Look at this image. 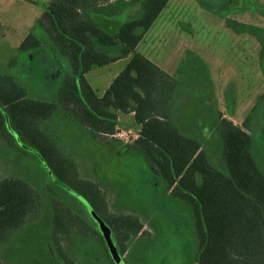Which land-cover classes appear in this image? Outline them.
<instances>
[{"label":"trees","instance_id":"obj_1","mask_svg":"<svg viewBox=\"0 0 264 264\" xmlns=\"http://www.w3.org/2000/svg\"><path fill=\"white\" fill-rule=\"evenodd\" d=\"M168 1L50 0L41 6L44 11L36 24L48 36L52 50L67 58L71 74L63 79L55 100H40L31 98L13 75L0 73V139L8 142L7 121L19 139L36 151L55 181L83 196L113 228L121 254L142 225L134 217L108 211L99 184L82 178L75 161L46 127L58 114L81 124L94 138L121 144L144 156L167 193L191 210L197 242L193 264H264V169L254 153L253 137L259 134L264 144L262 113L257 115L260 129L248 132V123L258 113L264 93L244 120L245 130L217 112L215 129L222 163L215 167L201 140L184 132L175 117L181 83L135 50ZM211 1L209 9L218 13L227 29L254 37L261 44L264 73V29L227 17L234 11L264 17V8L250 0H242L238 9L230 8L237 0H222L223 8H218L223 12H218V2ZM125 6L137 7L139 17L123 22L112 32L102 26L103 19L120 13ZM44 43L41 35L29 32L18 49L33 56ZM101 46L118 47V51L104 53ZM123 58H129L127 64L99 97L85 74ZM192 61L186 54L180 69L185 71ZM131 113L138 127L137 137L123 144L114 137L118 115ZM43 206L35 187L15 177H1L0 244L39 215ZM51 216L52 245L65 261L79 240L100 238L91 224L59 201H54Z\"/></svg>","mask_w":264,"mask_h":264},{"label":"rangeland","instance_id":"obj_2","mask_svg":"<svg viewBox=\"0 0 264 264\" xmlns=\"http://www.w3.org/2000/svg\"><path fill=\"white\" fill-rule=\"evenodd\" d=\"M49 1L0 0V73L13 75L31 98L40 100H55L63 79L71 74L67 58L52 50L48 36L36 24L44 11L41 6ZM215 1V9L223 12L218 8H223L222 0ZM250 1L264 8V0ZM211 3L169 0L135 50L181 83L175 117L184 132L201 140L210 162L220 168L217 112L244 129V120L264 93V73L261 44L254 37L227 29L218 13L209 9ZM242 3L237 0L230 8L238 9ZM139 15L137 7H126L103 19L102 26L116 31ZM227 17L264 29V17L255 12L234 11ZM29 32L41 35L45 42L33 56L18 49ZM117 48L101 46L100 50L116 54ZM186 54L193 61L184 71L180 68ZM128 60L93 67L85 74L99 97ZM259 108L248 123L251 134L260 129V119L264 123V101ZM118 118L116 132L122 135L114 137L130 144L138 127L130 115L119 114ZM5 129L9 136L8 142L0 139V177L7 174L32 185L41 193L44 206L23 229L0 244L1 264H193L197 242L191 210L167 193L164 182L150 171L140 152L94 138L88 129L63 114L51 122L53 135L75 161L82 178L99 184L107 210L141 223V232L125 243L121 259L110 228L89 202L56 182L36 151L19 139L7 121ZM253 137L254 153L264 169V144L259 134ZM54 201L91 224L106 245L101 239L83 238L70 250L67 261L60 258L51 239Z\"/></svg>","mask_w":264,"mask_h":264},{"label":"flooded vegetation","instance_id":"obj_3","mask_svg":"<svg viewBox=\"0 0 264 264\" xmlns=\"http://www.w3.org/2000/svg\"><path fill=\"white\" fill-rule=\"evenodd\" d=\"M105 222V221H104ZM106 223V222H105ZM107 224V223H106ZM108 225V227L110 228V231H111V236H112V238H113V240L115 241V244H116V247H117V249L119 250V252H120V243H119V245H118V242H119V239H118V237H117V235H116V233H115V231L113 230V228L109 225V224H107ZM98 234H99V232H98ZM99 236H100V234H99ZM94 239L93 240H99L100 241V239H101V241L100 242H102V244L105 246L106 244H105V242L102 240V238L100 237V238H98L97 236H95V237H93ZM106 248V247H105ZM106 251H107V256L108 257H110V255H109V251H108V249L106 248ZM123 254H121L120 253V257H121V259H123L124 257L122 256Z\"/></svg>","mask_w":264,"mask_h":264},{"label":"crops","instance_id":"obj_4","mask_svg":"<svg viewBox=\"0 0 264 264\" xmlns=\"http://www.w3.org/2000/svg\"><path fill=\"white\" fill-rule=\"evenodd\" d=\"M146 58V57H145ZM156 65V64H155ZM159 67V66H158ZM161 68V67H160ZM162 69V68H161ZM163 71H165L164 69H162ZM166 72V71H165ZM166 73H168V72H166ZM169 75H171L170 73H168ZM172 76V75H171ZM173 77V76H172ZM174 78V77H173ZM17 81V80H16ZM18 82V81H17ZM88 82V81H87ZM18 84H20L19 82H18ZM90 85V84H89ZM21 86H23V85H21ZM91 86V85H90ZM23 87H25V86H23ZM26 88V87H25ZM93 89V88H92ZM27 90V89H26ZM94 90V89H93ZM95 91V90H94ZM96 92V91H95ZM27 93H28V91H27ZM42 100V99H41ZM44 100H46V99H44ZM128 115H130V116H132V118H133V114L131 113V114H128ZM118 120H119V118H118ZM53 120H51V121H49L48 123H46V127H47V129L50 131L51 130V122H52ZM10 175H4V176H1V177H9ZM0 177V178H1ZM10 177H13V176H10Z\"/></svg>","mask_w":264,"mask_h":264},{"label":"built area","instance_id":"obj_5","mask_svg":"<svg viewBox=\"0 0 264 264\" xmlns=\"http://www.w3.org/2000/svg\"><path fill=\"white\" fill-rule=\"evenodd\" d=\"M117 133H118V132H116V134H117ZM116 134H115V135H116ZM117 135H119V136H120V135H122V134H117Z\"/></svg>","mask_w":264,"mask_h":264}]
</instances>
